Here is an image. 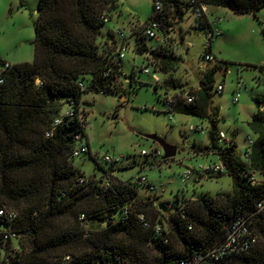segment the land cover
<instances>
[{"label":"trees","instance_id":"16d2710c","mask_svg":"<svg viewBox=\"0 0 264 264\" xmlns=\"http://www.w3.org/2000/svg\"><path fill=\"white\" fill-rule=\"evenodd\" d=\"M116 1L40 0L33 62L10 64L3 72L0 209L18 214L12 227L17 233L16 240L20 237L25 240L23 247H12L7 255L8 264H178L220 243L225 237V227L237 217L253 213L257 202L264 198V95L255 96L258 110L248 125L256 139L246 161L240 162L234 152L235 141L228 146L218 141L221 130L211 109L213 81L209 78L202 80L197 91L188 93L194 96L192 103H184L185 95L174 97L176 103L171 112L209 122L210 146L193 145V148L198 154L212 153L223 161L232 180V194L183 199L187 204L182 215L167 208L171 201L158 206L150 197L139 199V187L132 182L133 178L124 181L114 176L113 165L103 169V179L95 175L86 177L80 168L73 166V139L77 133H84L80 125L85 119L80 115L82 95L89 92L109 95L117 75L123 74L118 53L124 46L125 35L124 40L118 36L120 47L115 57L103 45V24L109 22L107 13L116 8ZM159 1L162 10L156 12L154 2L148 20L158 21L162 31L179 21L189 8L186 0ZM198 1L239 14L256 13L264 7V0ZM198 25L203 30L210 26L208 21ZM142 28L145 31L144 25ZM108 36L113 42L114 37L117 40L110 31ZM144 37L148 38L145 32ZM136 50L139 54L152 52L140 37ZM160 54L162 71L168 73L174 69L177 58ZM0 63L2 68L7 64ZM259 68L264 71V65ZM106 71L108 76H104ZM166 83L177 86L172 79ZM72 100L76 102V117L64 121L47 138L46 131ZM251 171L262 175L263 180L253 184ZM106 181L108 186L104 184ZM125 206L129 209L127 216L123 213ZM152 213L162 218L153 222ZM138 214L146 217L150 227L144 226ZM8 225V219L0 216V228ZM157 225L162 226L161 234L156 233ZM255 231L256 247L222 264H264V248H257L260 237L264 241V216L256 222ZM174 241L180 243V248L173 245ZM13 242L0 239V245L9 246ZM0 264L7 263L4 259Z\"/></svg>","mask_w":264,"mask_h":264},{"label":"rangeland","instance_id":"374dc122","mask_svg":"<svg viewBox=\"0 0 264 264\" xmlns=\"http://www.w3.org/2000/svg\"><path fill=\"white\" fill-rule=\"evenodd\" d=\"M40 0H0V61L8 64L31 63L34 60L35 26ZM155 0H117L116 8L107 13L108 23L103 24V45L115 57L120 47L119 37L115 42L108 36L120 30L126 37L125 57L119 62L123 74L112 83L113 92L109 95L85 93L80 103V115L89 122L86 130L90 153L73 160V166L80 168L86 177L95 175L103 179L104 170L110 165L102 157L109 155L120 160L113 165L114 176L132 180L144 174L156 185L151 191L147 186L138 190L139 199L152 198L159 206L161 202L190 199L201 196L217 197L232 194V180L226 172L203 176L194 171L191 179L182 184L181 175L186 168L196 169L200 165L216 162L215 154H198L196 147L210 146L208 121L185 114L170 112L164 103L165 97H177L194 93L200 88L202 80L213 81L211 109L218 129L236 142L235 155L245 162V149L248 137L256 135L250 130L248 122L257 112L255 96L264 95V7L256 13L239 14L219 8L221 20L215 25L222 35L214 38L211 53L214 60L204 59L206 34L199 27L190 8H186L179 21L159 32L160 40L145 38L142 26L147 22L154 9ZM106 13V12H105ZM213 17V16H212ZM214 18V17H213ZM144 38L151 53L139 54L136 50L137 39ZM176 56L177 63L168 73L162 71L159 54ZM160 54V55H161ZM157 61V68L150 61ZM0 66H3L0 63ZM146 67L150 75L142 74L140 68ZM135 73L134 76L132 73ZM158 77V80L154 78ZM117 76L115 78H117ZM174 80L177 86L167 84ZM86 80H89L87 77ZM241 88V96L234 103L233 98ZM222 84L224 90L216 91ZM68 108L64 105L63 111ZM173 116L176 124L170 121ZM200 124L206 131L200 134L191 127ZM154 134L169 144L177 146L174 158L163 161L142 156L143 150L150 151L159 146L147 139ZM263 176L257 174L256 181ZM7 209H12L5 206ZM160 208V207H158ZM161 216L152 213L150 220L157 222ZM167 230V226L165 225ZM25 245L19 238L9 246L0 245V262L5 259L12 247ZM173 245L180 248V243ZM8 247V249H6ZM264 248L260 237L257 248Z\"/></svg>","mask_w":264,"mask_h":264},{"label":"built area","instance_id":"2783aa9c","mask_svg":"<svg viewBox=\"0 0 264 264\" xmlns=\"http://www.w3.org/2000/svg\"><path fill=\"white\" fill-rule=\"evenodd\" d=\"M186 2L189 5V8L192 10L195 19L198 23H202L204 21H208L210 24L209 27L204 29V32L206 34V42L204 45L205 53H204V59L206 61H212L214 60V56L211 53V48L213 45V40L216 37H219L222 35V31L215 26L218 21L221 20L220 17H212L211 15V7L205 3H202L198 0H186ZM162 3L161 1L155 2V11L160 12L162 10ZM104 21L107 22L108 19L104 18ZM145 28V35L148 38L160 40V36L158 35L159 32H163L161 25L158 21L150 19L146 23H144ZM116 36L121 37L124 40V34L120 30L115 31ZM125 46H122L119 50L118 57L120 59H123L125 57ZM150 63L156 67V61L152 60ZM10 67V64H5V66L2 68L0 67V84L3 83L4 77L3 72L7 70ZM140 71L142 74L150 75V70L146 67L140 68ZM109 73L106 71L104 73V76H108ZM154 78L158 80V77L154 75ZM39 82V80H38ZM244 86L241 82L238 84V91L236 92L233 102L236 103L239 101L241 96V88ZM224 90V86L222 84L218 85L216 88V91L222 92ZM184 99V103L190 104L194 101V96L190 94H186ZM165 105L167 107L168 111H172L175 106V99L174 97H165L164 99ZM76 106V102L72 100L70 104L68 105V108L65 111H62L61 114L54 120L51 127L46 131L45 136L52 137L57 127H59L64 121L73 120L76 117V112L74 110V107ZM170 121L173 125L176 124L175 119L173 116H170ZM81 127L84 130V133L89 128V122L87 119H82L80 122ZM191 130L200 134H205V129L200 125L197 124L194 127H191ZM83 132H79L74 136V147L72 156L73 158H79L82 155H85L87 153H90V146L89 142L87 140V137L85 136ZM248 139V146L245 149V157L247 159L250 148L254 143V140L250 137ZM218 141L224 146H228L231 144L234 139L229 138L226 136V134L223 131L219 132V139ZM142 156H146L148 158L157 159L161 157L162 155V149L159 146L152 147L151 150L148 152L146 150H143L141 152ZM103 161L106 162L109 165H114L117 163L120 158H114L109 155H105L102 157ZM216 162H209L200 165L196 169L192 168H186L182 175V184H186L194 174V171H198L203 176L208 175H214V174H221L226 172V167L223 161L217 156ZM250 180L254 184L256 181V175L254 171H251ZM82 182V180H81ZM132 182L140 187L147 186L151 191H156L157 187L155 184H153L146 175L144 174H138L137 176L133 177ZM106 186L109 185V182L106 181L104 183ZM187 201H171L167 204V208L169 210H173L174 212H180L182 215H185V207H186ZM123 213L125 216L129 214V209L127 206L124 207ZM0 216L5 217L8 219L10 225L7 227L0 228V239L3 242L8 241H15L17 238V233L14 231L12 224L16 221L18 214L14 211H9L5 209H0ZM140 221L144 224L145 227H150V224L148 223L146 217L143 214L137 215ZM264 216V198L260 199L256 204V209L253 213L249 215H241L237 217L234 222L225 227V237L224 239L218 243L217 245L203 250L196 252L190 259L182 260L178 264H222V262L236 256H241L250 253L258 244V236L256 234L255 228H256V222ZM82 218H84V215H82ZM192 226L189 225V229H191ZM156 233L161 234L162 233V226L157 225L155 227Z\"/></svg>","mask_w":264,"mask_h":264},{"label":"water","instance_id":"95a60500","mask_svg":"<svg viewBox=\"0 0 264 264\" xmlns=\"http://www.w3.org/2000/svg\"><path fill=\"white\" fill-rule=\"evenodd\" d=\"M146 138L156 142L159 145V147L163 150L164 160H168L176 156L177 146L167 143L166 141L154 134L146 135Z\"/></svg>","mask_w":264,"mask_h":264},{"label":"crops","instance_id":"0c3cea01","mask_svg":"<svg viewBox=\"0 0 264 264\" xmlns=\"http://www.w3.org/2000/svg\"><path fill=\"white\" fill-rule=\"evenodd\" d=\"M218 9L219 8H211V15L213 16V17H219L220 16V14L218 13ZM235 141V140H234Z\"/></svg>","mask_w":264,"mask_h":264}]
</instances>
